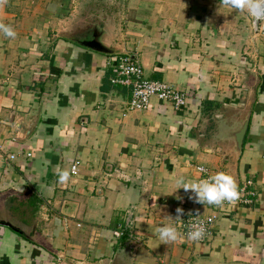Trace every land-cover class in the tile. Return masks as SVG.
Listing matches in <instances>:
<instances>
[{
	"label": "crops",
	"instance_id": "obj_1",
	"mask_svg": "<svg viewBox=\"0 0 264 264\" xmlns=\"http://www.w3.org/2000/svg\"><path fill=\"white\" fill-rule=\"evenodd\" d=\"M0 24L16 33L0 35V146L14 155L0 164V264H264V19L223 0H0ZM95 25L112 53L80 44ZM123 54L185 105L125 111L130 89L110 82ZM216 172L251 179L254 202L177 188ZM213 213L203 242L175 226Z\"/></svg>",
	"mask_w": 264,
	"mask_h": 264
},
{
	"label": "built area",
	"instance_id": "obj_2",
	"mask_svg": "<svg viewBox=\"0 0 264 264\" xmlns=\"http://www.w3.org/2000/svg\"><path fill=\"white\" fill-rule=\"evenodd\" d=\"M111 84L126 86L130 89V97L126 102L125 111L144 110L148 107L150 99H156L170 103L175 109L183 107L186 103V95L160 80L146 79L142 75L140 65L129 54L120 55L116 59L114 76L110 79ZM14 159L13 154L6 153L0 146V164ZM79 165V160H74L71 171H75ZM200 171H204L199 168ZM251 179L245 180L237 187V197L231 201H223L222 204L250 205L256 199V191L252 187ZM216 219V214L208 216L189 215L175 221V226L181 229L182 234L187 237V232L194 227L202 226L204 235L197 242L205 241L212 234V225ZM124 232L120 229L113 231L115 238L121 237ZM134 241L138 242L134 239Z\"/></svg>",
	"mask_w": 264,
	"mask_h": 264
},
{
	"label": "clouds",
	"instance_id": "obj_3",
	"mask_svg": "<svg viewBox=\"0 0 264 264\" xmlns=\"http://www.w3.org/2000/svg\"><path fill=\"white\" fill-rule=\"evenodd\" d=\"M223 3L228 7L246 11L253 20L264 19V0H223ZM0 35L14 38L16 33L10 25L0 24ZM67 175V172H62L60 180H65ZM177 185V188H183L185 192L190 190L188 198L199 204L218 205L223 201H231L238 195L233 178L224 172H216L192 181L181 179L177 181ZM181 212L182 209L178 207L176 218H179ZM204 231L202 226L194 227L187 232V239L199 240L203 237ZM157 233L159 240L165 244L177 238L176 230L172 226L159 227Z\"/></svg>",
	"mask_w": 264,
	"mask_h": 264
},
{
	"label": "water",
	"instance_id": "obj_4",
	"mask_svg": "<svg viewBox=\"0 0 264 264\" xmlns=\"http://www.w3.org/2000/svg\"><path fill=\"white\" fill-rule=\"evenodd\" d=\"M263 19H259L257 21H260ZM90 35V39H86L80 42L81 45L99 53L103 54H110L113 52V49L110 48L109 46L104 45V43L101 41V34L102 31L95 25L91 28L88 29L87 31ZM247 123H248V113L242 119L239 123V125L232 131H230V137L233 140V145L234 148L233 150L235 153L238 155L240 149H241V144L242 140L247 128Z\"/></svg>",
	"mask_w": 264,
	"mask_h": 264
},
{
	"label": "rangeland",
	"instance_id": "obj_5",
	"mask_svg": "<svg viewBox=\"0 0 264 264\" xmlns=\"http://www.w3.org/2000/svg\"><path fill=\"white\" fill-rule=\"evenodd\" d=\"M79 32H81V31H77L75 34H78Z\"/></svg>",
	"mask_w": 264,
	"mask_h": 264
}]
</instances>
